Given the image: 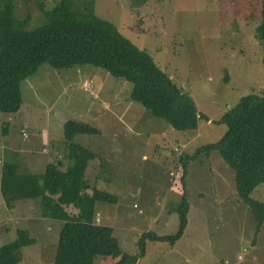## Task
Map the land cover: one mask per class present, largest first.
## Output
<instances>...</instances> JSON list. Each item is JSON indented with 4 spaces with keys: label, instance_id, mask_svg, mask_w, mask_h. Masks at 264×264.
<instances>
[{
    "label": "rangeland",
    "instance_id": "obj_1",
    "mask_svg": "<svg viewBox=\"0 0 264 264\" xmlns=\"http://www.w3.org/2000/svg\"><path fill=\"white\" fill-rule=\"evenodd\" d=\"M55 1L18 0L16 17H28L27 28H34L45 21L40 16L36 22L40 4L49 9ZM259 6L260 0H147L140 5L135 0H93L94 14L114 22L145 49L208 119L199 118L194 130L175 129L130 99L132 85L106 70L90 65L56 70L42 64L21 82L23 101L16 120L0 110V158L13 160L10 150L1 145L39 149L44 138L45 148L55 154L58 147L63 150L61 119L93 123L102 134L79 133L75 140L87 148L98 147L106 161L103 157L104 166L93 161L86 174L96 186L119 196L116 204L97 203L102 213L97 223L111 224L121 248L129 252L137 250L138 238L147 229L158 236L174 235L179 223L175 208L181 200L179 185H174L177 154L218 139L226 124L212 120L242 96L264 88L262 50L255 35ZM19 119L26 123V135ZM48 136L53 139L49 145L45 144ZM218 158L207 160L200 154L188 166L194 186L209 185L202 183V174L214 177L217 171L225 176L232 172L219 154ZM196 190L190 187L193 204L186 212L183 235L173 245L169 239L146 240L145 253L130 264H259L250 260L249 252L257 240V257L264 260V223L255 237L250 207L237 205L236 190L228 187L227 180L214 197L216 206L211 197L204 207L194 204ZM251 196L264 200V182L253 187ZM50 221L56 223L54 228L62 225L60 220L45 218ZM38 223L35 219L32 226ZM38 236L43 242L42 234ZM40 250L41 244L25 249L22 262L52 264L50 255L41 259ZM113 260L97 255L94 264Z\"/></svg>",
    "mask_w": 264,
    "mask_h": 264
},
{
    "label": "trees",
    "instance_id": "obj_2",
    "mask_svg": "<svg viewBox=\"0 0 264 264\" xmlns=\"http://www.w3.org/2000/svg\"><path fill=\"white\" fill-rule=\"evenodd\" d=\"M146 1L135 0L138 5ZM46 8L40 4L36 22H40V16L45 21L29 29L28 17H16L18 0H0L1 111L10 114L20 109L21 82L42 64L56 70L90 65L129 82L130 99L175 129L194 130L199 118L208 119L199 112L192 96L178 87L145 49L124 35L114 22L94 14L93 0H58ZM259 9L255 35L264 68V0H260ZM212 121L225 123L224 133L214 142L177 157L178 177L174 185H179L181 200L175 208L179 217L176 233L158 236L147 229L139 236L134 252L121 248L111 225L95 222L97 203L116 204L119 196L91 185L86 178V167L95 153L77 143L75 136L101 132L88 121L68 118L64 122L63 158L47 164L43 173L23 172L14 159L3 161L0 195L7 208L17 201L33 200L40 216L62 221L52 264H94L97 255L113 257L110 264H130L145 253L146 240L169 239L173 245L182 236L188 209L187 164L200 154L217 152L233 171L238 198L251 207L256 237L264 223V200L251 196V191L264 182V88L242 96ZM36 242L29 229L18 227L12 241L0 244V264H24L22 249Z\"/></svg>",
    "mask_w": 264,
    "mask_h": 264
},
{
    "label": "crops",
    "instance_id": "obj_3",
    "mask_svg": "<svg viewBox=\"0 0 264 264\" xmlns=\"http://www.w3.org/2000/svg\"><path fill=\"white\" fill-rule=\"evenodd\" d=\"M19 111H20V109L14 113H10L9 116H7V117H9L11 120H16L15 119V115H16L15 113H18ZM67 119L68 118H63L60 120L59 128H61L62 134H64V131H63L64 130V122ZM18 121L20 122L22 133L24 135H26L25 130H26L27 126L25 125L26 124L25 121H23L22 119H19ZM62 123H63V128H62ZM95 126H97V125H95ZM94 134L95 135L102 134V131L98 132V133H94ZM62 137H64V135ZM77 137H78V134H76L75 139ZM48 139H49V136H48ZM45 140L46 139L44 138V142H45ZM50 140H53V139L47 140V142L45 144L49 145ZM44 142L42 143V145L44 144ZM52 144H54V143H52ZM42 145H41V147H37L39 149H35V148L31 147L30 149H27V150H19V149L14 150L12 148L7 147L6 145H1V148H7V150H10V155L18 163L21 171L31 172V173H43L46 169L47 164H49L53 160H56L58 157L63 158V155L65 153V145H66L65 144V138H64V140L62 138V143H61V145H63V150L59 149V147H58L57 148L58 150L55 151V154H51L50 150L48 148H45V145H43V146ZM101 146H102V144H101ZM55 149H56V145H55ZM89 149L95 153V158L88 162V165H87L86 170H85L86 178L90 181V179L88 178V176L86 174L88 166H90V164L95 160L100 161V163H98L97 166H100V164H101V166H104L101 162L102 161L104 162L103 157L105 158V156H103L101 154V152L97 151L98 147L95 148V146H91ZM181 153L182 152H179L177 154V156L180 155ZM143 157L145 158L146 155L143 154ZM205 157L207 160H211V159H217L218 160L219 159L218 154L215 152H211L209 155H205ZM195 160H197V158ZM195 160H193L192 162L187 164V173L185 176L186 191L188 194L187 195L188 208H190L191 204H193V200L191 198V197H193V195L191 196V194H190V187L191 186L194 187V190L197 189L196 191H194L196 193V196H195L196 199H194V204H196L198 207H204L203 205L206 206L209 203V197H211L213 199V202H211V203L216 206L218 204V200L214 197L216 196V193L220 189L223 188L225 180H227L228 187L232 186L235 189L234 180H233V171L232 172L227 171L226 176L221 175V173L218 171L214 177H211L210 175L202 174L200 177L201 180H203L202 183H209L210 182L209 185H205L204 187H202V186L199 187L197 185L194 186L192 178H191V173L188 172V166H190ZM105 161H106V158H105ZM2 162H3V159L0 158V165ZM97 176L98 175H95V177H97ZM96 182H97V180H96ZM90 183H91V185H95V182L92 183L90 181ZM98 188H100V187H98ZM210 193L213 194V196H210ZM0 197H1V195H0ZM215 199L217 200L216 203L214 202ZM19 202H23V203H19ZM235 202L237 203V205L241 203L240 199L238 198L237 193H236ZM0 205H1V208H0V244L5 243L6 241H12L16 237V229L18 227H24V228H27L30 230V233L37 239V242L33 245L25 246L22 249V252H24L25 249H27L31 246L41 244V250H40L41 259H45V257L47 258V255H50L52 257V261H53L55 249H56V239H57V235H58L59 225H56V227L54 228V225L56 223H54L53 221L45 222L44 217H42L40 215H36V213L39 214L40 212L37 209V205L34 203L33 200H30L29 202H27V200L17 201L14 203L12 208H7L5 206L3 200H2V197H1ZM250 210H251V207H250ZM96 213H98V214H100V216H102L100 204L96 205ZM35 219H37V222H39V223L33 227L32 224H33V221ZM11 220H13V221H11ZM105 224H109V223L105 222ZM109 225H111V224H109ZM260 229H259V232L257 234L260 233ZM183 232H184V229H183ZM41 234L43 236L41 238L43 240V242H40V239H39L40 237L38 236ZM7 239H11V240H7ZM48 239H51V241H49ZM258 243H259V241L257 240L255 242V244L252 246L254 249L249 251L251 253L250 260L252 262L258 260L259 264H263L264 260L262 259L260 261L259 258L257 257L256 251H257ZM239 256H238V258H239ZM239 259H243V256Z\"/></svg>",
    "mask_w": 264,
    "mask_h": 264
},
{
    "label": "built area",
    "instance_id": "obj_4",
    "mask_svg": "<svg viewBox=\"0 0 264 264\" xmlns=\"http://www.w3.org/2000/svg\"><path fill=\"white\" fill-rule=\"evenodd\" d=\"M89 88H90V86H89ZM98 216H100V214L96 213V216H95V222L100 221V217H98ZM241 257H242V256L240 255L239 258H241Z\"/></svg>",
    "mask_w": 264,
    "mask_h": 264
}]
</instances>
